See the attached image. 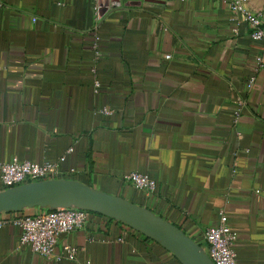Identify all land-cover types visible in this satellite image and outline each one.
<instances>
[{
	"label": "crops",
	"instance_id": "1",
	"mask_svg": "<svg viewBox=\"0 0 264 264\" xmlns=\"http://www.w3.org/2000/svg\"><path fill=\"white\" fill-rule=\"evenodd\" d=\"M249 33L224 0H0V162L71 148L63 178L143 205L202 246L223 212L237 263L264 264V68L247 88L261 48ZM131 172L155 190L134 188ZM118 223L89 214L58 237L77 251L57 263L4 224L0 264H180Z\"/></svg>",
	"mask_w": 264,
	"mask_h": 264
},
{
	"label": "built area",
	"instance_id": "2",
	"mask_svg": "<svg viewBox=\"0 0 264 264\" xmlns=\"http://www.w3.org/2000/svg\"><path fill=\"white\" fill-rule=\"evenodd\" d=\"M224 1L228 4L233 19L237 22H246L250 28V37L261 43L260 52L254 57L253 74L248 77L246 82L247 88H251L255 80L254 73L264 68V7L251 8L249 0ZM94 82L96 86L99 85L97 80ZM245 105V98H236V108L233 112L234 123L238 122L240 111ZM103 112L110 113L111 111L104 110ZM236 134L240 133L237 131ZM71 152L72 149L69 148L65 154L52 162H32L27 159H19L16 156L0 162V190L32 181L63 178L61 165ZM243 152H248V149L244 148ZM238 158L239 156L234 154L232 173L237 172ZM73 170L70 168L69 172H73ZM125 180L146 194H151L156 188L154 179L139 172L129 173ZM88 215L87 211L73 207L45 209L36 214L17 216L0 213V227L4 224H11L19 228L18 246L20 248H26L34 254L50 258L57 263L61 260H73L77 251V248L70 244H63L60 249H57L58 237L80 228L87 221ZM116 240L122 241V238L118 237ZM203 240V247L213 264H238L234 249L237 233L230 228L226 214L221 212L217 224L207 227L203 231Z\"/></svg>",
	"mask_w": 264,
	"mask_h": 264
},
{
	"label": "water",
	"instance_id": "3",
	"mask_svg": "<svg viewBox=\"0 0 264 264\" xmlns=\"http://www.w3.org/2000/svg\"><path fill=\"white\" fill-rule=\"evenodd\" d=\"M73 207L111 218L169 251L180 264H213L203 246L149 208L73 178H50L0 190V213Z\"/></svg>",
	"mask_w": 264,
	"mask_h": 264
},
{
	"label": "trees",
	"instance_id": "4",
	"mask_svg": "<svg viewBox=\"0 0 264 264\" xmlns=\"http://www.w3.org/2000/svg\"><path fill=\"white\" fill-rule=\"evenodd\" d=\"M69 178H71V177H69ZM46 209H49V208H46ZM23 212V210L22 211H20V212H8V213H22ZM88 212V211H87ZM89 214H96V215H98V216H103V215H100V214H97V213H92V212H88ZM105 218H107V219H109V220H111V221H113V219H111V218H108V217H106V216H104ZM118 224H120L121 225V223H118ZM139 234V233H138ZM198 244H200L201 246H202V244L201 243H198Z\"/></svg>",
	"mask_w": 264,
	"mask_h": 264
}]
</instances>
